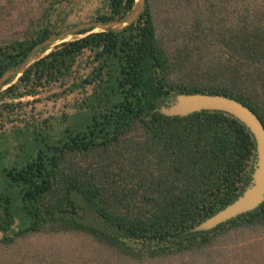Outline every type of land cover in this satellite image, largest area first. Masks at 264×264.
<instances>
[{"label": "trees", "instance_id": "16d2710c", "mask_svg": "<svg viewBox=\"0 0 264 264\" xmlns=\"http://www.w3.org/2000/svg\"><path fill=\"white\" fill-rule=\"evenodd\" d=\"M73 4L36 0L0 37V78L60 30L120 20L135 0H100L77 23ZM79 36L1 95L0 264H264V204L189 233L249 186L251 134L222 113L159 112L172 95H221L264 125V0H147L125 31ZM55 89L75 113L39 118L36 98Z\"/></svg>", "mask_w": 264, "mask_h": 264}, {"label": "water", "instance_id": "95a60500", "mask_svg": "<svg viewBox=\"0 0 264 264\" xmlns=\"http://www.w3.org/2000/svg\"><path fill=\"white\" fill-rule=\"evenodd\" d=\"M146 6L147 0H135L132 10L120 20L87 22L68 30H60L52 35L38 44L21 64L13 67L0 78V99L5 90L15 84L36 63L48 56L54 47L65 42L75 41L80 37L78 35L83 32H90V34L121 33L142 17ZM159 112L168 118H187L202 112L222 113L245 126L256 144V160L249 186L244 189L242 195L234 203L192 228L189 231L190 234L212 232L239 216L255 212L264 204V125L249 107L221 95L176 94L169 98L168 104L161 106Z\"/></svg>", "mask_w": 264, "mask_h": 264}, {"label": "rangeland", "instance_id": "374dc122", "mask_svg": "<svg viewBox=\"0 0 264 264\" xmlns=\"http://www.w3.org/2000/svg\"><path fill=\"white\" fill-rule=\"evenodd\" d=\"M12 4H15V7L8 5L7 0H0V37L4 36V34H9L11 29L17 30L22 20L26 22L29 17L28 14L34 12L36 0H13ZM99 5L100 0H74L73 14L70 16L69 22L89 21ZM58 92L55 89L36 98V100H39V103L35 104L39 118L61 117L64 113L72 116L75 113L73 108L76 100L75 96L55 100L52 97ZM32 100V98H28L24 102H31Z\"/></svg>", "mask_w": 264, "mask_h": 264}, {"label": "flooded vegetation", "instance_id": "af4514ba", "mask_svg": "<svg viewBox=\"0 0 264 264\" xmlns=\"http://www.w3.org/2000/svg\"><path fill=\"white\" fill-rule=\"evenodd\" d=\"M168 101H169V100H168ZM168 101H167V102H165V104H164V105L168 104ZM164 105H162V106H164Z\"/></svg>", "mask_w": 264, "mask_h": 264}]
</instances>
